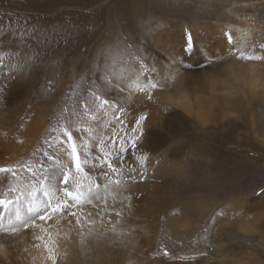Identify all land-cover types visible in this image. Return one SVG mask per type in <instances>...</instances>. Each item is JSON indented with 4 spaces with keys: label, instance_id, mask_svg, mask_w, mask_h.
<instances>
[{
    "label": "rangeland",
    "instance_id": "1",
    "mask_svg": "<svg viewBox=\"0 0 264 264\" xmlns=\"http://www.w3.org/2000/svg\"><path fill=\"white\" fill-rule=\"evenodd\" d=\"M262 44L264 0H0V167L16 173L0 172V199L20 208L75 190L56 148L70 146L68 128L76 145L87 139L84 172L107 186L89 193L77 176L92 199L82 222L100 205L114 231L80 226L63 264H264V77L242 73ZM135 64L155 85L141 102L124 89ZM178 87L190 112L162 101ZM101 140L118 173L99 165ZM31 215L0 220V264H17Z\"/></svg>",
    "mask_w": 264,
    "mask_h": 264
},
{
    "label": "bare ground",
    "instance_id": "2",
    "mask_svg": "<svg viewBox=\"0 0 264 264\" xmlns=\"http://www.w3.org/2000/svg\"><path fill=\"white\" fill-rule=\"evenodd\" d=\"M191 27L194 31L200 28L199 26H195V25H191ZM232 29L234 30V33H235V35L232 36V38H234V40L236 41H237V38H239V40H243L246 37V34H248L246 32L247 28L244 27L242 24L240 25L236 24L235 26L232 27ZM155 43H157V45L159 46V43H160L159 37L156 39ZM159 51L161 52L162 50H159ZM263 55H264L263 53H259V52L255 53V55L253 56V59L250 62L246 63V67L242 69V73L245 76H247L248 82L250 84L260 81V79L264 77V56ZM143 79H144L143 67L141 65L135 64L133 66L132 72L129 74L128 78L125 80V83H124L125 84L124 89L126 90V93L128 94V96H130V98L132 99L137 100V102H141L145 99V97H149L152 95L151 86L153 85L141 84ZM179 87L177 91L175 92L165 91L162 95V98H163L162 101H167L168 103L172 102L174 105L179 106V108H181L183 111L190 112L192 108V102H191L190 95L186 89L179 88ZM140 89H143V91H141ZM147 91H149L151 95H149ZM103 112L105 113L104 110ZM175 117L176 119H178V122L180 125H182L184 121L187 122V118L185 117V115L180 112H176ZM159 121H161V119ZM168 122H170L169 119L167 120L166 123ZM162 124L161 122H159V125H162ZM169 126H172V125L169 124ZM36 134H37V130H35V126H34L31 129V133H28L26 135L24 134L22 136V139H26V145H27L35 141ZM11 143L12 142H10V144ZM11 146H12V150H10V153L11 154L16 153L17 145L12 143ZM76 146H77L78 153L80 155L81 162L83 164V161L87 157L86 155L87 152L85 149L87 147V139L81 140L79 144ZM7 147L9 148V146ZM56 148H57L58 153L62 155L61 159L65 163V165L74 166L72 155H71V147L69 145H65V143H63L62 141H58L56 144ZM20 149L19 151H21ZM94 150L95 149L93 148V150L91 151H94ZM85 181L87 184V188H89V182L90 181L93 182L92 192L94 193H99L105 187L104 181L93 175H87L85 177ZM46 191H49V190H46ZM53 198H54L53 195H50V196L45 195L43 197L40 195H37L36 197H30L28 201H26V204L21 205L20 208L19 206L15 207V203H14L13 205L8 204V206L5 209L2 208L3 212H2V209H0V220H2L4 216L8 218L11 217V221L12 220L19 221L17 220V212H19L20 214V217H21L20 220H23V217L28 215L29 213L32 214L30 217H34V220H35L34 225L30 221V224H29L30 226L26 230H24L25 233L23 234V237H21L23 239L19 243L20 245L18 249L17 264H53V258L55 260V264H63L67 262L71 258L70 249L73 245L75 246L76 241L78 240V232H79L80 226L82 228H85L89 224L90 221H93V223L100 225V229L109 230L111 232L114 231V228L110 227L111 222L114 221V216L111 215L110 212H104L100 205L90 207L91 214L89 218L86 220L85 224H83L82 218H81L82 214H80L81 212L77 208L70 209V211L77 212V215L81 219L80 224L76 223L75 218H71L69 220L67 218L68 216L62 213H55V214L50 213V215L52 216L51 219L40 221L35 212L28 211V208L31 204L33 207H36L39 209L40 214H43L44 209L47 206L49 201H51L52 204H55V201L53 200ZM235 203L237 205V202ZM237 206H240L242 208L245 207V205L242 204L241 202H239ZM66 218L68 219V221L66 220ZM37 237H42V239H38ZM49 249L52 250L51 253L49 252ZM142 264H148V263L146 262V260H144Z\"/></svg>",
    "mask_w": 264,
    "mask_h": 264
},
{
    "label": "snow or ice",
    "instance_id": "3",
    "mask_svg": "<svg viewBox=\"0 0 264 264\" xmlns=\"http://www.w3.org/2000/svg\"><path fill=\"white\" fill-rule=\"evenodd\" d=\"M261 47L264 48V44H262ZM241 55L243 56V53H241ZM248 58L252 59L253 57H248ZM153 87H155V85H153ZM140 90L143 91V89H140ZM93 95H95V93H93ZM96 99H100V97H96ZM108 104H109V101L107 99H103V100H101V103L98 107H103V106L108 105ZM85 107H86V109L88 108L87 105H85ZM120 110L122 111V109H120ZM91 118L95 119L94 116H92ZM143 119H144V117L141 116L140 120H143ZM139 123H140V121L138 120L137 124L139 125ZM63 133L66 136L67 141L71 146V155H72L73 163H74L75 170H76L75 174L71 173V169L67 170L63 176V183L65 185H68L69 180L72 179L73 188L75 190H70L69 187L65 186L62 190L63 196L56 197V203L55 204H52V202L49 201L47 206L44 209L43 214H40L39 209L36 207H33L31 204L28 208V211L29 212H35L40 221H45V220L51 219L52 216L50 215V213L51 214L62 213V214H66L70 218H75L76 223L80 224L81 219L77 215V212L76 211H70V209H73V208L80 209L82 207L83 203H85V202L91 203L92 202V199L90 197H86V194L83 191H81L82 186L80 184V181L77 180V176H81V177L87 176V173L84 172L83 164H89V163H91V161H89L88 159H85L83 161V164H82L81 159H80V155L78 153L77 146L74 142L73 135H72L71 131H69L68 128H64ZM103 145H104V141L101 140L99 146L101 147L102 155L100 157L96 158L99 161V165L100 166L106 165L107 168L111 169L113 173H118L120 170L117 169L113 165L111 159H109V157L111 156V152L110 151H104ZM134 146H135V144H134ZM124 150H125L124 145H123V143H121L119 151L123 152ZM45 155H48V154L45 153ZM48 158L53 159L52 156H49ZM95 166L96 165L93 164V167H95ZM30 171H31V169H30ZM133 171H135V170L133 169ZM0 172H11L14 176L16 175V173L11 168H7V167H0ZM105 178L106 179L108 178L107 174H105ZM128 178L133 179L134 177L129 176ZM110 182L113 184H116V185H119L121 183V181L119 179L113 180ZM41 186L43 187V181H41ZM96 186H98V185H96ZM92 187H93V182L90 181L89 182V188H88L89 193H91ZM105 187H107V186H105ZM35 190L36 189H34V191ZM12 191H16V190L12 189ZM34 191H33V194H34ZM23 194H24L23 192L20 193V195H23ZM20 195L16 196V200L20 199ZM45 195L50 196V195H54V193H50L48 191H45ZM106 195H107V193H106ZM117 195H119V193H117ZM100 199L104 200L105 204L107 203L105 197H101ZM114 199H115V197H114ZM10 203H12L11 200L0 199V205H8ZM117 215H119V213H117ZM20 219H21L20 214H19V212H17V220H20ZM28 219L32 221L33 225L35 224V220L32 217H29ZM29 226L30 225H29L27 220L23 221V227L24 228H28ZM11 231L16 232L17 227L11 226ZM37 238L42 239V237H37ZM51 251L52 250L49 249L50 253H51ZM165 254H167V253H165ZM53 264H55L54 258H53Z\"/></svg>",
    "mask_w": 264,
    "mask_h": 264
}]
</instances>
